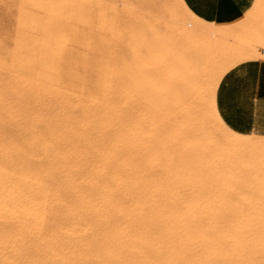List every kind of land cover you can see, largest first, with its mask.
<instances>
[{
	"label": "bare ground",
	"instance_id": "6f19581e",
	"mask_svg": "<svg viewBox=\"0 0 264 264\" xmlns=\"http://www.w3.org/2000/svg\"><path fill=\"white\" fill-rule=\"evenodd\" d=\"M175 2L196 24L188 30L173 20L172 31L215 35L214 55L223 59L165 49L156 61L157 115L121 118L104 134H84V146H55L58 129L33 135L46 159L38 164L21 161L17 146L0 150V264H264V142L229 132L214 108L220 76L263 53L253 39L264 42V11L241 40L244 24H206ZM210 123L221 135L214 147ZM157 131L173 175L166 183L157 179Z\"/></svg>",
	"mask_w": 264,
	"mask_h": 264
},
{
	"label": "rangeland",
	"instance_id": "374dc122",
	"mask_svg": "<svg viewBox=\"0 0 264 264\" xmlns=\"http://www.w3.org/2000/svg\"><path fill=\"white\" fill-rule=\"evenodd\" d=\"M113 2L0 0V150L17 146L22 152L21 161L38 164L46 159L42 158L38 145L32 141L33 135L43 133L42 136H47L48 130L58 129L61 136L55 146H84L87 145L84 134H88V138L97 137L99 132L104 134L108 126L116 128L121 118L149 111L147 115H157V100H154L157 99L156 61L163 58L166 50L189 51L204 60L223 59L214 55L221 49V42L215 35L184 38L172 31L173 20L188 30L196 24L193 18L180 10L175 0H157V4L148 0H128L124 5L130 8L131 11L125 8L129 13L123 10L124 5ZM263 11L264 0H254L251 8L235 22L213 25L228 28L244 24L240 39L246 40ZM251 15L254 18L249 22ZM200 26L205 30L213 29L209 25ZM154 37L164 45L157 43ZM253 40L260 54L263 53L248 60L264 62V42ZM142 74L145 77L141 78ZM210 125L209 142L214 145L221 135L215 128L212 131ZM160 136V141L157 138L158 150L165 144ZM240 137L264 142V137ZM98 143H102L101 139ZM33 148L38 157L29 153ZM162 156L165 159L162 154L158 156L157 163L166 161ZM14 160L10 158L8 161ZM75 160L73 156L68 158L70 162ZM161 164L157 166V170L162 168L157 171V179L160 177L166 183L173 175L166 173L165 162ZM161 170L163 176H160ZM163 187L166 186L162 183Z\"/></svg>",
	"mask_w": 264,
	"mask_h": 264
},
{
	"label": "crops",
	"instance_id": "0c3cea01",
	"mask_svg": "<svg viewBox=\"0 0 264 264\" xmlns=\"http://www.w3.org/2000/svg\"><path fill=\"white\" fill-rule=\"evenodd\" d=\"M182 2L203 23L228 24L241 18L254 0ZM215 88L214 108L221 124L238 137H264V62L248 60L229 67Z\"/></svg>",
	"mask_w": 264,
	"mask_h": 264
}]
</instances>
